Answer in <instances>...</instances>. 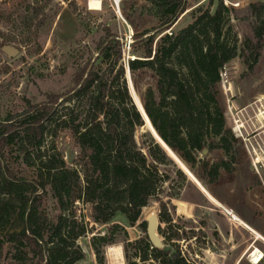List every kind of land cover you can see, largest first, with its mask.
Masks as SVG:
<instances>
[{"label": "trees", "instance_id": "trees-1", "mask_svg": "<svg viewBox=\"0 0 264 264\" xmlns=\"http://www.w3.org/2000/svg\"><path fill=\"white\" fill-rule=\"evenodd\" d=\"M144 1L152 6L149 13L156 24L139 31L142 26L135 22L136 15L127 16L134 33L126 63V43L107 30L97 45V55L76 71L69 89L46 93L41 102H27L22 112L0 120V231L15 208L21 224L20 230L0 237V264L7 243L16 249V259L29 264L83 261L85 255L77 241L88 232V224L79 222L77 203L91 206L95 224L116 229V219L135 226L155 200L160 205V223L172 225L167 205L179 194H168L167 202L159 198L169 180L159 167L174 162L151 135L150 143H137L135 136L145 119L132 98L127 69L136 91L144 75H149L151 83L141 101L144 111L161 140L182 162L192 168L198 153L220 150L228 157L240 146L226 126L222 72L237 57L249 73L254 72L264 50V1L248 5L246 11L253 22L240 46L226 38L232 10L222 0L199 1L195 6L190 0ZM42 25L44 19L37 28ZM102 62L104 69L98 68ZM76 101L82 104L80 111L71 106ZM51 127L70 132L79 148L80 169L67 166L54 148L42 151ZM7 149L36 168L33 180L16 177L4 164ZM231 165L222 159L211 169L206 163L203 168L206 176L215 178L219 169L231 172ZM176 173L188 184L180 169ZM49 192L62 211L55 219L40 212ZM138 227L144 233L135 241V256L140 261L189 264L176 244L183 238L179 229L166 233L160 226L166 248L157 250L147 237L146 222ZM114 243L109 233L93 236L91 246L98 264L104 263V249Z\"/></svg>", "mask_w": 264, "mask_h": 264}, {"label": "rangeland", "instance_id": "rangeland-1", "mask_svg": "<svg viewBox=\"0 0 264 264\" xmlns=\"http://www.w3.org/2000/svg\"><path fill=\"white\" fill-rule=\"evenodd\" d=\"M88 1L0 0V43L3 44L0 48V120L9 113L22 112L27 102H41L46 93H62L69 89L76 71L97 55V45L107 30L126 43V63L130 58L128 42L132 41L134 33L127 16L133 18L136 15L135 22L142 26L139 31L156 24L149 13L153 8L144 0H101L99 11L90 10ZM199 1L205 0H190V5L195 6ZM222 1L232 10L225 27L226 38L231 44L236 42L240 46L253 22L246 11L248 5L264 0ZM37 12L38 19L35 17ZM40 19L45 20V25L37 28ZM10 48L16 53H8ZM98 68L104 69L105 63H99ZM150 83L149 75H144L139 90H131L137 106ZM221 96L227 129L239 140L240 146L234 147L228 157L220 150L208 155L198 153L197 164L192 168L182 163L172 151L175 158L163 149L176 165L169 163L159 167L169 178L159 198L165 202L170 199L168 194H179V198H172L167 205L172 225L162 223L161 228L166 233L179 229L183 234L176 244L189 264H264V242L229 215V212L233 213L264 238V120L257 121L259 114L264 112V50L253 73L248 72L240 57L224 67ZM71 106L77 111L82 108L78 101ZM54 133L55 137L52 136ZM150 135L153 137L146 122L135 138L141 146L143 141L150 143ZM52 148L67 166L80 169L79 148L68 130L51 127L42 151ZM222 159L232 162L231 172L219 169L215 178L206 176L203 164L211 169ZM4 164L18 178L33 180L37 175L35 167L25 165L10 149L4 154ZM179 164L222 207L213 204ZM177 169L186 174L188 184L177 175ZM147 208L135 226L129 227L125 221L116 219L113 224L117 228L112 229L113 225L93 222L90 205L77 203L75 210L79 222L88 224V232L77 241L85 258L77 264H98L91 246L92 238L105 233L115 239L110 246L121 247L123 260L112 262L107 256V246L103 264H154L153 261L142 262L135 256V241L144 236L138 224L146 222L154 213L160 214V205L155 200ZM17 212L15 208L12 218L0 231L1 238L7 232L20 230ZM40 212L53 219L62 213L50 192L44 196ZM3 248L1 264H29L14 257L16 249L12 244L7 243ZM256 257L261 259L259 263H255Z\"/></svg>", "mask_w": 264, "mask_h": 264}, {"label": "bare ground", "instance_id": "bare-ground-1", "mask_svg": "<svg viewBox=\"0 0 264 264\" xmlns=\"http://www.w3.org/2000/svg\"><path fill=\"white\" fill-rule=\"evenodd\" d=\"M88 6H89V9L90 10H92V11H99V10H101V7H102V1L101 0H89L88 1ZM129 78V75H127V79ZM129 84H130V82H129ZM130 90H133V88H132V86H131V84H130ZM134 91V90H133ZM138 101H139V103H138V108L142 111V108H141V101L138 99ZM135 104H136V102H135ZM137 105V104H136ZM145 117V116H144ZM264 120V112H261L260 114H259V119L257 120L259 123H261V121H263ZM147 124H148V127H149V131L151 132V134L153 135V137H154V139L156 140V143L157 144H159L160 145V147L162 148V149H164L170 156H172V157H174L175 158V156L172 154V152H171V150L168 148V146H166L159 138H158V136L154 133V131H153V129H152V127H151V125L149 124V122L147 121ZM174 153V152H173ZM175 154V153H174ZM177 157V156H176ZM178 158V157H177ZM179 159V158H178ZM181 161V160H180ZM182 162V161H181ZM183 163V162H182ZM180 165V167L182 168V170L184 171H186L187 172V170H186V168L182 165V164H179ZM189 170V169H188ZM184 171V172H185ZM185 172V173H186ZM186 174H188V176H189V179L193 182V183H195L196 184V186L202 191V192H204L206 195H207V198L213 203V204H215V205H217V206H220V207H222L221 206V204L217 201V200H215L212 196H210L208 193H207V191L203 188V186L196 180V179H194L193 178V176L190 174V173H186ZM227 211V210H226ZM229 215H231V218L233 217V219L234 220H236L237 222H238V224L239 225H241V226H243V227H245L247 230H249L251 233H253V234H255L256 235V238L257 239H260V240H262L263 242H264V238L259 234V233H257L256 231H254L252 228H250L249 226H247L239 217H237L236 215H234L233 213H230L229 212ZM259 253V252H258ZM107 256H108V258L112 261V262H114V261H117V260H120V261H122L123 260V255H122V249H121V247L120 246H109L108 248H107ZM261 261V259L260 258H257L256 257V259H255V263H259Z\"/></svg>", "mask_w": 264, "mask_h": 264}, {"label": "water", "instance_id": "water-1", "mask_svg": "<svg viewBox=\"0 0 264 264\" xmlns=\"http://www.w3.org/2000/svg\"><path fill=\"white\" fill-rule=\"evenodd\" d=\"M8 53H11L12 55L16 53V50L10 48V49H7ZM127 73L129 75V81L128 83L130 82L132 88H133V85H132V81H131V77H130V71L127 69ZM131 89V88H130ZM134 90V88H133ZM131 92V90H130ZM136 105V104H135ZM137 107V105H136ZM138 108V107H137ZM141 108H142V111L138 108V110L140 111V113L143 115L144 119H145V124L146 122L148 121L149 124L151 125L154 133L158 136V138L161 140V138L159 137V135L157 134V132L155 131V129L153 128L151 122L149 121L145 111H144V108H143V105L141 103ZM162 141V140H161ZM163 142V141H162ZM164 143V142H163ZM165 144V143H164ZM159 145V144H158ZM166 145V144H165ZM160 146V145H159ZM167 146V145H166ZM180 160V159H179ZM184 173V172H183ZM185 174V173H184ZM186 175V174H185ZM146 224H147V237L149 239V242L152 244L153 248L157 249V250H164L166 248L165 244H164V238L159 234V227L161 226V223H160V219H159V216L154 213L152 214L147 220H146Z\"/></svg>", "mask_w": 264, "mask_h": 264}, {"label": "built area", "instance_id": "built-area-1", "mask_svg": "<svg viewBox=\"0 0 264 264\" xmlns=\"http://www.w3.org/2000/svg\"><path fill=\"white\" fill-rule=\"evenodd\" d=\"M130 42H128V44H129Z\"/></svg>", "mask_w": 264, "mask_h": 264}]
</instances>
